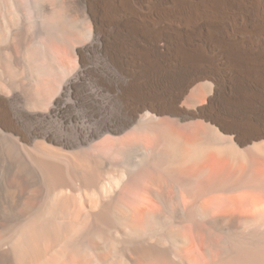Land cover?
Here are the masks:
<instances>
[{"label": "bare ground", "instance_id": "bare-ground-1", "mask_svg": "<svg viewBox=\"0 0 264 264\" xmlns=\"http://www.w3.org/2000/svg\"><path fill=\"white\" fill-rule=\"evenodd\" d=\"M0 264H264V0H0Z\"/></svg>", "mask_w": 264, "mask_h": 264}]
</instances>
